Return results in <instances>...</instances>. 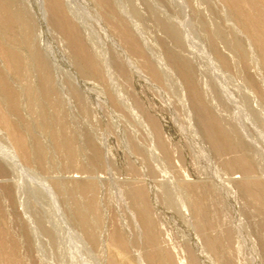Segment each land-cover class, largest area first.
Masks as SVG:
<instances>
[{
	"label": "rangeland",
	"instance_id": "1",
	"mask_svg": "<svg viewBox=\"0 0 264 264\" xmlns=\"http://www.w3.org/2000/svg\"><path fill=\"white\" fill-rule=\"evenodd\" d=\"M152 1L155 2L159 6V8L162 9V11L167 13L169 16H172V18L176 19L177 21H187L193 25V29L191 30L190 36L187 39L188 45L185 44L186 50L184 51L189 54L193 67H196V70L194 68L195 77L199 79V83L204 96L209 100L210 105L212 104V107L214 105V109L216 111L227 116L233 110H237L238 108H240L243 105V98L240 94V91H242L244 94L247 93L246 95H252V104L257 105V108L262 107L260 110L264 112V65L262 60L258 59L256 61L255 58H252L254 63L251 64L250 68H252L253 66L256 67H253L252 69L249 68V71L245 72L244 75H240L239 73H237V71L235 70L237 68L236 66L228 69L224 68L218 59V54L210 46L206 31L200 28L195 23L193 17L194 10L203 8L202 10H205L207 15L209 14V12L211 14V9H214V6L218 5V9L222 8L220 0H210V4L205 3L203 0ZM132 2L136 3L135 6L140 13L137 16H132V20L130 19L132 29L135 28L133 32L136 35H139V37H143L142 42L145 40L143 42L144 49L146 48L148 54L161 68H165L167 64H170V61L166 56V50L167 48L173 46V42L171 41L170 37L167 36L168 34L164 32V29L152 16L145 0H133ZM262 11H264L263 6ZM210 14L208 16H210ZM92 23L94 24L93 27L95 26V31L99 29V31H96V33L98 34V48L99 50H105L107 53V73L109 75V78L111 79L114 88H119V91L117 89V92L118 94H120L119 96L121 97L122 102L126 104L127 110L125 108L116 106L112 97L107 92L105 82L94 77L93 75L83 72V70L77 64L73 63L74 60H72L73 57L70 52V47L68 46V44H66V40L61 35L58 34V38L56 37V32H53V34L51 33L52 36L54 34L55 35L53 38L50 37V39L48 40L49 45H51L53 48L55 47L54 50L59 49L60 52H62L63 54L65 53V57L68 54V57L65 59L66 61H69V63H72V65L74 64L72 67H75L74 69L76 71L74 73L75 76L71 75L72 77L68 78L65 73L68 68L64 67V63L60 61V69L59 67H56L55 69L54 76L56 79H58L57 82L61 94L67 97V102L64 101L66 105L64 104V108L61 107L60 111L52 105L53 97L52 99L47 100H43L44 98H40V96H45V92H41L42 84L40 81V76L34 72L33 67H31L32 69L27 74V77L23 75L19 76L9 70L7 62L1 55V68L7 72L14 88L20 91V93H22V97L25 98V100L23 98L21 100V104L23 106V108L21 109L22 113L16 114L10 108L7 100L3 98L4 94L3 91H1V97L3 98L1 100V107L9 111L12 122L19 124V127L24 128L28 124L34 125L35 132L34 135H31L30 144L35 145L36 139L37 142L39 141L40 143H43V147L46 148L45 150L51 155V157L49 158V164L51 163L50 170L53 169L52 171H50L49 169L43 168L36 163H31L30 166L33 169L35 168V170H23L22 167L17 165L15 167V171L18 172L19 175L22 176L21 178H23L25 181L38 187V194L40 195V198H42L41 202L44 205L50 206L51 211L54 212L53 215H59V218L57 216V220L60 221L62 226L64 224L63 229L65 231H63V234L66 237L68 247L72 252H74L73 255L76 254V256H78L79 258L81 257V263L83 264H109L108 258L111 253L116 254L118 258L123 257V255L125 254L122 251L123 249L114 244V242L112 241V237L115 236V234H117L118 232H121L123 233L124 237L127 238L126 242L128 241L126 248L128 249L126 250L127 258L125 257L126 260L129 261L130 264H150L148 259L145 257V252H143L144 250L146 251L147 248L149 249L144 225L141 222L137 209L132 203L133 199L130 194L131 189L142 185L141 187H144L148 190V196L153 205V209L151 210V212L154 211L152 213V216H154V222L156 221L155 225L159 231V238H161V243L169 251L172 250L171 255L176 262L178 260L182 261L177 262V264H189L188 247L192 246L193 241L196 244L194 243L191 249H194V251L196 250V256L199 257L198 259L202 264H264V206L257 201H252L254 199L250 200L247 193L242 188L243 180L241 177L243 175L242 172H240L241 170L238 167L228 168L225 164V162L236 156V154L238 153L224 151L225 153L221 152L216 154L217 151H215L214 147L210 145V142L208 141V138L203 131L202 125L197 119L194 106L191 103L192 101L189 100L190 93L188 89L186 88L179 72L175 68H172V66L170 67L171 64L166 69V74L164 75V77L166 78V83H157L153 78H151V75L141 64L140 55H135V57L133 58H125L124 55L128 51V45L119 40V38L117 37L118 35L109 26V22H106V20L102 19L93 20ZM138 27L140 28V31L138 30ZM1 36L2 40L9 47L12 46L17 49L21 57L26 59V61L28 62L31 61L32 53L30 50H28V48L25 47L21 38V33L18 29H16L15 31H10L5 28V26L1 22ZM114 38H116L117 41ZM243 40L245 44H248L246 39ZM42 44L45 45L43 41ZM221 44L222 43L219 44L220 49L229 54V56L233 58V61L236 60L234 54L229 49L228 52L227 48L225 49L223 44ZM66 45L68 47H66ZM66 49L69 50V52ZM250 49L252 57H255L256 55L258 56L257 48H254L253 46V48ZM116 51H118V53ZM111 58L112 60H110ZM117 58L121 60V62L126 66V74L120 72L117 64L115 63V60ZM124 60L126 61L124 62ZM255 61L259 66L255 63ZM239 62L242 65V60L238 59V63L237 61H235V63L238 64L237 66H240ZM239 76H242L244 79L242 77H240V79ZM253 76L255 77V82L258 84V86H260L259 88L255 87V89L254 87L249 86V77L253 78ZM256 76L258 80H256ZM74 77L76 78L74 79ZM78 79H81L87 83L86 88L82 89L84 92L82 91L83 93H81V100L73 97L69 91V89L71 88V84H75V81L78 82ZM121 79H124L126 83L124 80H122V83H120ZM35 80H37V82ZM212 80L213 82L217 81L218 84L224 83V91L229 96L227 98L228 100L231 99V101H226L227 108H223L224 105H221V102L217 100V97H215L213 87H211L212 85L210 84ZM64 82H66L67 84ZM32 85L34 86V88ZM137 85L140 87H138ZM244 85H246V87ZM250 88L251 91H249ZM120 89L125 93L120 91ZM30 91L32 92V96L42 101L40 107L30 108L29 105L33 100L31 99L33 97H29L27 94ZM141 93L144 94L141 95ZM259 93L261 94V100L259 97ZM255 95H257V97ZM81 101H83L84 103ZM34 109H38V112H34ZM40 109L43 111L42 114V111ZM44 111L47 112V114ZM151 115L155 119L157 118L156 125L160 130V137L166 146L165 149L158 148L157 136L154 129L155 127L148 120ZM260 115L262 117L260 120L256 119V116L253 113H248L245 118H243L244 125L246 126L247 130L253 134L257 133L258 136L264 134V118L262 114ZM163 117L166 118L164 119ZM108 125H110V127ZM108 127L110 128V130ZM56 128H60L58 132L61 137L71 136L75 139L76 144L77 142H79V144L81 143V145H83L84 149L79 155L80 158L78 157V160L82 163L83 166V169H81L82 171H75L73 170V168H67L65 166V154L59 151L56 147L57 142L55 140V134H53V130L55 131ZM0 135L1 150L3 149V151H6L7 148L9 146L12 147L13 144L8 137L7 130L2 124H0ZM166 135L168 137H166ZM169 135L171 136L172 140L170 139ZM90 140L93 144H91ZM132 142H135L137 145L141 144L139 146H143V148H145L149 154H147L146 157H143L142 155L140 156V154L135 151ZM166 142L169 144L166 145ZM44 144L47 147H45ZM170 145H173L172 148L170 147ZM261 150L264 151V141L262 142ZM51 151L53 152V154ZM181 152H183V154ZM232 153L234 156L231 155ZM121 154L122 156H120ZM178 155L179 157H177ZM181 156L184 160L181 158ZM219 156L220 159L218 158ZM144 158H146V160ZM129 161L131 162V164H129ZM21 162L23 163V165L25 164V161L23 159H21ZM123 162L125 164H123ZM174 164H176V166ZM223 165H225V167ZM10 171L12 172L11 169ZM256 171L257 172H255V176H258L260 180L264 181V171ZM11 172H9V174H11ZM127 172L130 173L128 174ZM65 174L66 176L68 174H72L76 176L78 175L80 177L82 175L81 179L83 181L92 180L95 182V186L86 189L82 194L79 193V195L81 196V200L83 199V203H85V201L87 200L85 204H88L90 200L95 199L99 206V242L98 245L89 246V250H86L82 247V239L78 236V232L79 235L83 234L82 227L70 212V206L72 204L73 197L71 198V194H62V192L59 191V189L55 185H52L54 181L52 175L67 178ZM46 175L49 176L47 177ZM10 177L11 176H9V178ZM177 182L181 183L183 187L182 191L181 193H179L178 189L174 188L175 191L177 190L176 194L174 197L169 199V197L167 196L166 184L175 185ZM5 183L6 181L1 179L0 185H3ZM183 184H185V187L183 186ZM50 186H53L54 189L52 193L49 189ZM45 191L47 193H45ZM74 192L75 191L73 190V196L78 195V192ZM161 195H163V197ZM164 197L165 200L163 199ZM160 199H162V201ZM154 201L155 203H153ZM1 202L2 215L0 228L3 225L2 229H10L9 231L11 233L14 232L13 234H18L20 219L25 218V216L28 217L29 212H26L23 206L21 207V205L19 206L18 204L11 203V201L7 198H3ZM158 209H162V212H160ZM165 212L167 213L165 214ZM155 213L156 215H154ZM161 215L162 217H159ZM163 215H165L166 217ZM16 216L17 219L15 218ZM159 218L161 219V221L159 220ZM162 221L164 222L162 223ZM173 223H175V225ZM175 233H177L178 235H175ZM229 233L231 234L229 235ZM202 235L206 236L207 238H213L217 246L216 250L211 251L205 245H203L205 237H203ZM69 236L74 237L73 239H75V241L71 238L73 240L72 241ZM168 236L169 238H167ZM229 237H231L232 239ZM197 240H199L200 243L196 242ZM70 241H72V243ZM168 241L172 242L168 243ZM174 243L180 250L175 247ZM198 245L201 246L199 247ZM22 247H24V249H22ZM96 247L101 249H96ZM203 247L205 250L203 249ZM200 248L202 250H200ZM72 249H74V251ZM100 250L102 252H100ZM20 251L21 254L25 256L22 257L24 264H43L41 263L43 262L41 253L39 255V252H35V250L30 252L25 244H20ZM27 253H29L30 255ZM96 253H98V259L94 258L93 260L92 257L90 258V256ZM218 253H220V255H217ZM37 254L39 256H37ZM183 255H185V257H183ZM1 256L0 263L3 262L2 264H4L3 258ZM50 256L54 257L52 254ZM101 256L103 257L101 258ZM218 256L221 258L219 259ZM185 258L188 260H186ZM105 259H107L108 261ZM101 261L106 262L102 263Z\"/></svg>",
	"mask_w": 264,
	"mask_h": 264
},
{
	"label": "bare ground",
	"instance_id": "2",
	"mask_svg": "<svg viewBox=\"0 0 264 264\" xmlns=\"http://www.w3.org/2000/svg\"><path fill=\"white\" fill-rule=\"evenodd\" d=\"M132 1L131 0H0V124H2L5 127V129L7 130L8 137L10 138V140L13 144L12 147L8 145L9 147L7 148L6 151H3V149L1 150V144H0V182H1V179L6 181L5 184L0 185V221H1V215H2V213H1L2 212V210H1L2 209L1 208L2 202L1 201L3 198H7L13 204H18L19 206L21 205V207L23 206L25 211L29 212L28 217H26V216H25V218L20 217L21 219H20V227H19L18 234H13L14 233L13 231H12L13 233H11L9 231L10 229L9 230L8 229H2L3 225L0 228V256L2 255L1 257L3 258L4 264H24L22 257H25V256H23V254H21L22 250L20 251V244H25L27 249L30 252L35 250V252L36 251L39 252V255L41 253L42 261H43L41 263H43V264H83V263H81V259H80L81 257L79 258L78 256H76V254L73 255L74 252H72L71 249L68 247V244L66 242V237L63 234L64 233L63 231H65L63 229L64 224L62 226L60 221L57 220V216L59 218V215L55 214L56 215V217H55V215H53L54 212L51 211L50 206L44 205L41 202L42 198H40V195L38 194L39 188L36 187L35 185H32L31 183L25 181L23 178H21L22 176L19 175V173L15 171V167L17 165L22 167L23 170L26 169L27 171H31L33 169L30 166L31 163H36L39 166L50 170L51 169V166H50L51 163L49 164V158L51 157V155L45 150L46 148L43 147V145H42L43 143H40L39 141L37 142V139H36L35 145L30 144L31 135H34V132H35L34 125H32V124L27 125L26 124L27 126H25L24 128L19 127V124L12 122L9 111H7L1 107V100L4 98L5 100H7V103H9L10 108L16 114H21L22 113L21 109L23 108V106L21 104V102H22L21 100L23 98L22 93H20V91H18L17 89L14 88L13 84L11 83V81L8 77L7 72L1 68V55L3 56L4 60L7 62L9 70L12 71L14 74H17L19 76L23 75V76L27 77V74L32 69L31 67H33L34 72L40 76V81L42 84V88H41L42 91L41 92H45V96H40V98H44L43 100H45V99L47 100V99H52V97H53V104L52 105L54 107H56L57 110L60 111L61 107L64 108V104H65V102H67L66 101L67 97H65L61 94V91L59 89V85L57 82L58 79H56L54 76L55 69H56V67H59V69H60V66H59L60 65L59 61H60V62L64 63V67L68 68V70H66V71L63 69L68 78H71L72 77L71 75L75 76L74 73L76 71L74 69L75 67L74 68L72 67L74 64L72 65V63H69V61H66V59H65L68 57V54L65 57V55H64L65 53L63 54L62 52L59 51V49L54 50L55 47L53 48L51 45H49L48 40L50 39V37L53 38L55 35L54 34L52 36L51 33L53 34V32H56L57 33L56 37L58 38V34L61 35L66 40V42H67L66 44H68V46L70 47V49H71L70 52H71V55L73 57L72 60H74L73 63L77 64L83 70V72L88 73L90 75H93L94 77L105 82L107 92L112 97L116 106H119L121 108L126 109V104H124L122 102V99L119 96L120 94H118V92H117V89L119 91V88H114V85L111 82V79L109 78V75L107 73V58H106L107 53L105 50H99V48H98V43H97L98 42L97 41L98 34L96 33V31L97 30L99 31V29H97L95 31V29H94L95 26L93 27L94 22L92 23L93 20H102L103 19V20H106V22H109V24H110L109 26L118 35V36L117 35L116 36L119 38V40L128 45V51L124 55L125 58L126 59H128V57L133 58V57H135V55H140L141 64L148 71V73L151 75V78H153L157 83H163V82L166 83V78L164 77V75L166 74V69L168 68V66L170 64H171L170 67L172 66V68H175L179 72V74L181 75V77L183 79V82H184L186 88L188 89V91L190 93V99L189 100L192 101L191 103L194 106V110L196 112L197 119L200 122V124L202 125L203 131H204L205 135L207 136L208 141L210 142V145L214 147L215 151H217L216 154L224 152V151L238 153V154H236V156H234L232 153L231 155L234 157H232L227 162H225V164L227 165L228 168L229 167H238L241 170L240 172H242V175H243L241 177L243 180V182L241 181L242 182V188L247 193L250 200L254 199L252 201H257L261 205L264 206V181L260 180L258 178V176H255V172H257L256 170L264 171V169H263L264 168V151H262L263 149L261 150L262 142L264 141V134H262L261 136L260 135L258 136L257 133H255V134L251 133L250 131L247 130L246 126L244 125V121H243V118H245V116L248 113L255 114L256 119H259V120L262 118L260 114H262L263 118H264V112L262 110H260L262 107L260 106L261 108H257V105L252 104V102H251V96L252 95L249 96V95H246L247 93L244 94L242 91H240L241 97L243 98L242 99L243 105L240 108H238L237 110H233L227 116L216 111L214 109V105L212 107L211 106L212 104L210 105L209 100L204 96L203 91H202L201 86H200V83H199V79H197L195 77L194 71L196 70V67H193L189 54H187V52L184 51V50H186L185 44L188 45L187 39L190 36V32L193 29V25L187 21L186 22L177 21L176 19L172 18V16H169L167 13L162 11V9L159 8V6L155 2H153L152 0H145L147 2V3L146 2L145 3L147 4V7H148L150 13L155 18L157 23L164 29V32H166V34H168L167 36H169L171 41L173 42V46L170 48H167V50H166V56H167L168 60L170 61V64L169 65L167 64V66L165 68H161L151 58V56L146 51V48L144 49L143 42L145 40L142 42L143 37L141 38V36L139 37V35H136L133 32V30L135 28L133 27L134 29H132L131 24H130V19L132 16H137L140 13H139L137 7L135 6L136 3H133ZM203 1L205 3L210 4V0H203ZM220 1H221V7L222 8L220 7L221 9H218L217 8L218 5L214 6V9L213 8L211 9L212 13L210 14V12H209L210 16H208L209 14L207 15L205 10H202L203 9L202 8V9L194 10V12H193L194 16L193 17H194L195 23L200 28H202L206 31L210 46L218 54V59L221 62V65L226 69L232 68L233 66L234 67L236 66L237 68L235 70L237 71V73H239L240 75H244L245 72L249 71L251 64L254 63L252 58H255L256 61L258 59L262 60L263 65H264V11H262V6H263V10H264V0H220ZM210 6H212V5H210ZM132 19H133V17H132ZM1 22L3 23L5 28H7L10 31H15L16 29H18L20 31L21 38H22V41H23L25 47L28 48V50H30L32 53L31 61H29V62L26 61V59L21 57V55L18 53L16 48H14L12 46L9 47L2 40ZM103 24H104V22H103ZM134 26H135V23H134ZM139 29L140 28L138 27V30ZM84 31L85 32L87 31L86 32L87 34ZM115 33H114V35H115ZM59 38H61V37H59ZM63 38H61V39H63ZM114 39L117 41L116 38H114ZM243 39H246L248 44H245ZM42 41L44 42L45 45L42 44ZM112 42H114V41H112ZM220 43L223 44L225 49L227 48V51L229 49L234 54V57L236 60L233 61V58H231L229 56V54L225 53L224 51H222L220 49V47H219ZM64 45H65V43H64ZM68 46L66 45V47H68ZM253 46H254V48H257V50H258V56L256 55L257 57L256 56L252 57L250 48H253ZM67 51L69 52V50H67ZM112 51H113V49H112ZM116 52L118 53V51H116ZM149 53H150V51H149ZM231 56H233V55H231ZM117 59L116 60L114 59V60H115V63L117 64L120 72L126 74V72H127L126 66L124 65V63L121 62V60H119V59L117 60ZM238 59L242 60V65L239 62L240 66H237L238 64L235 63V61H237V63H238ZM72 60H71V62H72ZM110 60H112V58ZM125 61L126 60H124V62ZM256 61H255V63H256ZM113 65H115V64H113ZM137 66H138V64H137ZM5 67H6V65H5ZM194 68H195V70H194ZM252 68H250V69H252ZM261 69H262V67H261ZM138 70H139V68H138ZM228 71H230V70H228ZM196 73H197V71H196ZM250 76H251V74H250ZM25 77H24V79H25ZM33 77H34V75H33ZM212 77H214V76H212ZM240 77H242V76H239V78ZM75 78L76 77H74V79ZM254 78H255L254 76H253V78L249 77L248 84L250 87L259 88L260 86H258V84L255 82ZM256 78H257V76H256ZM122 80H124V79H121L120 83H122ZM256 80H258V78ZM35 81L37 82V80H35ZM64 83H66V82H64ZM125 83H126V81H125ZM263 83H264V81H263ZM168 84H169V82H168ZM210 84L212 85L211 87H213V92L215 94V97H217V100H219L221 102V105H224L223 108L224 107L227 108L226 107V101L228 100L227 97H229V96L224 91V88H223L224 83H220L221 84L220 85L217 83V81L213 82V80H212V82ZM86 86H87L86 82H84L81 79H78V82L75 81V84H71V88L69 89L70 94L73 97H75L76 99L81 100V95H82L81 93L84 92L82 89L86 88ZM244 86L246 87V85H244ZM138 87H140V86H138ZM33 88H34V86H33ZM159 88H161V87H159ZM1 91H3V94H4L3 98L1 97ZM120 91H122V90L120 89ZM249 91H251V88ZM257 92H259V91H257ZM123 93H125V92H123ZM27 94L29 97H33V98H31L33 100L31 101V103L29 105L30 108L40 107L42 101H40V99H36L34 96H32L31 91ZM143 94L141 93V95H143ZM122 95H124V94H122ZM257 95H255V96L257 97ZM259 95H260L259 97L261 100L262 99L261 94L259 93ZM67 96H68V94H67ZM23 99L25 100V98H23ZM72 99H74V98H72ZM228 101H231V99ZM81 102H83V101H81ZM253 103H254V100H253ZM23 104H24V102H23ZM26 105H28V104H26ZM4 107H5V105H4ZM77 107H79V106H77ZM119 107H117V108H119ZM25 110H26V108H25ZM37 110L34 109V112H38ZM13 111H12V113H13ZM42 113H43V111L41 112V114ZM45 113L47 114V112H45ZM153 114H154V112H153ZM152 115L148 118V120L155 127L154 129H155L156 136H157L158 148L165 149L166 146L160 137V130L157 128L158 126L156 125L157 124L156 123L157 118L155 119ZM155 116H157V115H155ZM127 119H126V121H127ZM111 120H113V119H111ZM158 122H159V120H158ZM108 126L110 127V125H108ZM160 129H163V128H160ZM59 130H60V128H56L55 131L53 130V134H55V140L57 142L56 143L57 149L65 154V160H66L65 166L67 168H73V170H75V171H82L81 169H83V166H82V163L78 160V157H79L81 151H83V149H84L83 145H81V143L79 144V142H77V144H76L75 139L72 138L71 136L61 137L59 135V132H58ZM109 130H110V128H109ZM5 134H3V135H5ZM110 136H113V135H110ZM166 137H168V136L166 135ZM5 138H7V137H5ZM111 139H112V137H111ZM170 139L172 140L171 136H170ZM131 141H132V139H131ZM7 142H9V141H7ZM90 142H91V144H93L91 140H90ZM177 143H179V142H177ZM132 144L135 148V151L138 152L140 154V156L142 155L143 157H146V155L149 154L147 152V150L145 148H143V146L142 147L139 146L141 144L137 145L135 142H132ZM167 144H169V143L166 142V145ZM172 146L170 145L171 148H172ZM45 147H47V146L45 145ZM124 149H126V148H124ZM181 153L183 154V152H181ZM52 154H53V152H52ZM122 154L120 156H122ZM166 154H168V153H166ZM61 156H62V154H61ZM172 156H174V155H172ZM175 156H176V154H175ZM177 157H179V155ZM181 158H182V156H181ZM218 158L220 159V156ZM21 159H23L25 161L24 165H23L24 162L22 161L23 162L22 163ZM124 159H126V158H124ZM144 159L146 160V158H144ZM176 159H178V158H176ZM178 162H179V160H178ZM170 163H172V162H170ZM123 164H125V163L123 162ZM129 164H131V162ZM220 164H224V163H220ZM126 165H125V167H126ZM174 165L176 166V164H174ZM223 166L225 167V165H223ZM10 169L12 170V172L10 171ZM136 169H138V168H136ZM33 170H35V168ZM52 170H50V171H52ZM178 170H179V168H178ZM9 172H11L12 175L9 174ZM134 174H135V172H134ZM9 176H11V177L9 178ZM65 176H66V174H65ZM66 177L67 178H62V177L57 176V175H52V178L54 180L52 185H55L59 189V191L62 192V194H65V195L71 194V198L73 197L72 198L73 201H72V204L70 206V212H71L72 216L74 218H76L77 222L82 227L83 234L79 235V232H78L79 238L82 239V244H83L82 247L86 250H89V246L98 245V242H99L98 241V239H99L98 238V231H99V227H100V224H99L100 219H99V215H98L99 214V206H98V203L95 199L90 200L88 202V204H85L87 200L85 201V203H83L82 202L83 199L81 200V196L79 195V193L82 194L86 189H89V188L95 186V182L92 180L83 181L81 179L82 175L80 177L78 175L76 176V175L68 174ZM136 177H137V175H136ZM8 180H9V182H8ZM50 185H51V183H50ZM172 185L166 184L167 196L169 197V199L174 197L176 194L177 190L175 191L174 188L178 189L179 193H181L182 188H183L181 183H179V182H177L173 186ZM184 185L185 184H183V186ZM141 186L135 187L133 189L130 188L131 189L130 194H131L132 199H133L132 203L134 204L135 208L137 209V212L139 213L141 222L144 225L145 235H146L148 246H149V249L148 248L146 249L147 253L145 250L143 251V252H145L144 253L145 257L148 259L150 264H177V262H179V261L182 262L181 260H178L176 262L175 259L171 255L172 250L169 251L161 243V240H160L161 238H159V231L155 225L156 221L154 222V219H153L154 216H152V213L154 211L151 212V210L153 209L152 208L153 205H152V202L148 196V190L144 187H141ZM145 187H146V185H145ZM47 188H49V187H47ZM49 189L51 190V193H52V191H54L53 186H50ZM73 190L75 192H78V195L73 196V194H72ZM45 193H47V192L45 191ZM161 196L163 197V195H161ZM163 199L165 200V197ZM160 200L162 201V199H160ZM153 203H155V201ZM163 207H165V206H163ZM159 209H160V207H159ZM161 210H159V211L162 212ZM156 213L154 215H156ZM166 213L167 212H165V214ZM61 214H62V210H61ZM23 215H24V213H23ZM163 216H165V215H163ZM159 217H162V215ZM15 218L17 219V216ZM159 220L161 221L160 218H159ZM163 222L164 221H162V223ZM168 223H170V222H168ZM0 224H1V222H0ZM173 224L175 225V223H173ZM157 225H159V224H157ZM171 225H172V223H171ZM17 226H18V224H17ZM165 227H168V226H165ZM162 228H164V227H162ZM176 234L177 233H175V235ZM230 234L231 233H229V235ZM203 237H205V238H204V244L203 243L202 244L205 245L211 251L216 250L217 246H216V243L213 240V238L212 239L207 238L206 236H203ZM71 238L73 239L74 237L71 236L70 239ZM167 238H169V236ZM229 238H231V237H229ZM229 238H228V241H229ZM126 239L127 238H125L123 233H121V232H118L117 234H115V236L112 237V241L114 242V244L121 247L123 249V250L122 249L121 250L125 254L121 258L119 257L120 258V260H119L118 256H116V254L111 253V255L108 258L109 264H130L129 261L126 260V258H127L126 257V250H128V249H126L127 248V242H128V241L126 242ZM190 239H192V238H190ZM73 240L75 241V239H73ZM72 241H70V242L72 243ZM191 241H193V240H191ZM169 242H172V241H168V243ZM174 242H175V240H174ZM196 242H199V240H197ZM230 242H232V241H230ZM194 243L195 242L193 241L192 246ZM228 244H230V243H228ZM99 245H101V244H99ZM174 245H175V243H174ZM113 246H115V245H113ZM192 246L188 247V245H187L188 251H189V264H202L198 259L199 257L196 256V252H195L196 250L194 251V249H191ZM175 247H176V245H175ZM204 247H203V249H204ZM97 248L98 247H96V249ZM176 248H178V247H176ZM22 249H24V247H22ZM98 249H101V248H98ZM184 249H185V246H184ZM72 250L74 251V249H72ZM200 250H202V249L200 248ZM217 250H218V248H217ZM181 251H183V250H181ZM100 252H102V251L100 250ZM105 252H103V253H105ZM174 252H176V251H174ZM27 254H29V253H27ZM51 254L54 257H51L50 256ZM97 254L98 253L93 254V255L91 254L92 256H90V258L92 257L93 260H94V258L98 259ZM107 254H110V253H107ZM32 255H33V253H32ZM39 255L37 254V256H39ZM217 255H220V253H218ZM102 257L103 256H101V258ZM183 257H185V255H183ZM220 258L221 257H219V259ZM99 259H100V256H99ZM105 260H107V259H105ZM186 260H188V259H186ZM28 261H30V260H28ZM85 262H87V261H85ZM104 262H106V261H104ZM104 262H102V263H104ZM2 263L3 262H1L0 264H2Z\"/></svg>",
	"mask_w": 264,
	"mask_h": 264
}]
</instances>
